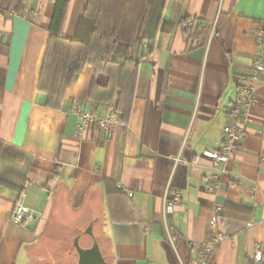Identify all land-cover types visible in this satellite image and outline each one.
<instances>
[{"label":"crops","instance_id":"obj_1","mask_svg":"<svg viewBox=\"0 0 264 264\" xmlns=\"http://www.w3.org/2000/svg\"><path fill=\"white\" fill-rule=\"evenodd\" d=\"M86 1L69 0L66 38ZM52 13L53 0H0V264H77L76 239L82 249L95 239L105 264H197L215 214L225 238L208 264H264V82L253 85L231 158L215 165L204 154L236 121L264 0H166L167 25L138 62L128 121L107 136L76 132L75 111L114 107L89 100L91 68L62 110L37 91ZM173 193L180 201L167 212ZM18 200L30 216L13 224Z\"/></svg>","mask_w":264,"mask_h":264},{"label":"trees","instance_id":"obj_2","mask_svg":"<svg viewBox=\"0 0 264 264\" xmlns=\"http://www.w3.org/2000/svg\"><path fill=\"white\" fill-rule=\"evenodd\" d=\"M165 3L166 0H87L73 37L66 38L63 26L69 0H53L37 84V91L46 96V107L62 110L65 91L89 67L93 74L89 100L99 105L113 103L120 122L126 124L138 62L146 57L140 56L137 48L146 43L147 50H151L157 33L167 25L162 20ZM187 20L183 22L187 24ZM99 74L106 77L104 85L96 82ZM231 114L235 120L241 117L237 107ZM111 185L105 183L107 190Z\"/></svg>","mask_w":264,"mask_h":264},{"label":"built area","instance_id":"obj_3","mask_svg":"<svg viewBox=\"0 0 264 264\" xmlns=\"http://www.w3.org/2000/svg\"><path fill=\"white\" fill-rule=\"evenodd\" d=\"M195 19H190L189 26L192 30L197 26ZM257 53L252 65V70L249 75L245 76L241 85L236 90V107L241 113V117L233 122L224 126L221 135V146L217 150L207 151L204 154L211 158L215 165L225 164L234 152L239 147L240 143L246 136V118L245 114L247 109L254 102V89L253 85L258 82H264V37L259 35L257 37ZM146 43L141 46L142 50L139 52L140 56L146 55ZM79 117L76 125V132L82 134L83 132H101L107 136L113 127L118 123L117 113L113 106H108L104 116L98 115L94 110L83 109L75 111ZM213 186L209 184V189ZM22 197V195H21ZM180 197L178 194L173 193L170 203L166 206V211L170 212L173 206L179 203ZM30 216L29 209L22 203L21 200L16 201L11 210L10 222L13 224H21ZM215 214L208 222V232L206 241L200 249L197 264H208L209 258L213 251L224 240V236L216 232L217 217ZM263 251L257 248L254 252L253 258L256 261H261Z\"/></svg>","mask_w":264,"mask_h":264},{"label":"water","instance_id":"obj_4","mask_svg":"<svg viewBox=\"0 0 264 264\" xmlns=\"http://www.w3.org/2000/svg\"><path fill=\"white\" fill-rule=\"evenodd\" d=\"M88 231L92 236L91 228ZM73 246L78 256L77 264H105L98 243L95 239H93L92 245L87 249L80 248L77 239L74 240Z\"/></svg>","mask_w":264,"mask_h":264},{"label":"rangeland","instance_id":"obj_5","mask_svg":"<svg viewBox=\"0 0 264 264\" xmlns=\"http://www.w3.org/2000/svg\"><path fill=\"white\" fill-rule=\"evenodd\" d=\"M145 49H147V46L145 47ZM142 50V48H141V46H139L138 48H137V53H139L140 51ZM99 75H102V74H99ZM104 76V75H103ZM105 77V76H104ZM106 78V77H105ZM89 228V227H88ZM86 229L84 232H86L87 230H89V229ZM89 232V231H88ZM92 232V231H91Z\"/></svg>","mask_w":264,"mask_h":264}]
</instances>
